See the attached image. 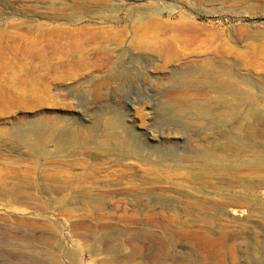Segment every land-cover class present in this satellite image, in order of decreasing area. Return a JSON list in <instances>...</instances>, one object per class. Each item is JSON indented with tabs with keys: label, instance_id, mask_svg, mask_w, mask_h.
Masks as SVG:
<instances>
[{
	"label": "rangeland",
	"instance_id": "obj_1",
	"mask_svg": "<svg viewBox=\"0 0 264 264\" xmlns=\"http://www.w3.org/2000/svg\"><path fill=\"white\" fill-rule=\"evenodd\" d=\"M219 71L264 111V0H0V264H264V132Z\"/></svg>",
	"mask_w": 264,
	"mask_h": 264
},
{
	"label": "bare ground",
	"instance_id": "obj_2",
	"mask_svg": "<svg viewBox=\"0 0 264 264\" xmlns=\"http://www.w3.org/2000/svg\"><path fill=\"white\" fill-rule=\"evenodd\" d=\"M217 76L218 77L214 78V80L212 81L213 83H215V85L213 84L214 85L213 88H216L217 90H221L220 92H224L225 98L232 100L233 103L239 109L236 113L235 112H230L229 113L231 116H234L236 114L237 120H236V122H234L233 128L234 129H242L249 136H252L257 129H260V131H263L264 132V111H262L260 109L257 110L251 104L246 105L248 102H250V100H251V97L250 96L251 95L249 96L248 93H246L245 91L241 90L240 87H239V82L236 81L235 78H232L227 71H219ZM246 119L248 120V123L244 125L242 122L244 120H246ZM261 134H262V132H261ZM53 137H54V134L40 132V133L34 135L33 137L27 138L25 140V142H26L27 146L30 148V152L34 156L41 157V156H44V155L47 154V151L45 150V147H46L47 143L50 140H52ZM107 137H108L107 139L110 138L109 135ZM115 137H116L117 143H119V144H118V146H116L114 148H111V149H108L106 151V153H107L108 156H111L112 155V156H115L117 159L118 158L132 156V157L137 158L138 161L139 160H142V158L143 159L145 158V155L146 154L144 155V152H143V149L142 148H140L137 145L133 146L131 143H129V141H128L129 139H127V140L126 139H123L119 135H117ZM112 139L114 140L115 138H112ZM106 141H104V143H103L102 146H105L106 145ZM221 146L223 148L225 146V144H223ZM233 146L237 147L240 151H243V152H248V151L256 152V149L255 148L254 149L251 148L250 150H248L242 144L241 141L234 142L233 143ZM74 147H75V142L73 140H71V139L65 140L63 138L62 139H59L58 152H57V154H60V155H70L73 152ZM205 153L210 158H213V159H217L218 158V153H216L215 150H211V151L205 152ZM207 155H205V156H207ZM125 180H126V183L127 184H130V185L131 184L133 185L135 183H139L140 182V181H138V180H136V179H134V178H132L130 176H127L125 178ZM100 187L101 186H98L97 188H100ZM110 196L111 195H109V197ZM110 198H114V197L112 196ZM127 198H123V200L117 198L119 200H117L116 202H114L115 204L109 205V207L110 208L112 207L113 209H115V211L116 210L118 211L120 209L121 210L126 209L127 208V204H129V201L131 203V200H132L131 198H130L131 200H129V197H127ZM113 200L114 199H112V201ZM80 203H81V206L78 209H80L82 211L86 210V212H87V210H89L87 204L86 205L82 204L83 203V200H80ZM110 203H112V202H110ZM93 208H96V207L94 206ZM96 210L97 211L98 210H105V208L102 207L101 205H98V207H97ZM221 210L222 209H220V211ZM148 219H149V222L151 224H155L156 222L157 223L159 222V221L154 220L153 218H148ZM131 221H132V224L133 223L137 224L138 219H133ZM210 221L213 223V220H209L208 221V218L206 220H202V221L201 220H195L194 221V224H198L199 226H201V225L203 226V224L204 225L210 224L209 226H211ZM185 223H183V224H185ZM110 224H112V223H110ZM206 242H209V241H206Z\"/></svg>",
	"mask_w": 264,
	"mask_h": 264
}]
</instances>
